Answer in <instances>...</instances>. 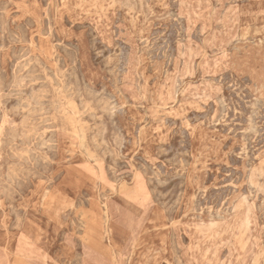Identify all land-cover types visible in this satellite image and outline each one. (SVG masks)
Masks as SVG:
<instances>
[{
    "label": "rangeland",
    "instance_id": "374dc122",
    "mask_svg": "<svg viewBox=\"0 0 264 264\" xmlns=\"http://www.w3.org/2000/svg\"><path fill=\"white\" fill-rule=\"evenodd\" d=\"M0 264H264V0H0Z\"/></svg>",
    "mask_w": 264,
    "mask_h": 264
},
{
    "label": "bare ground",
    "instance_id": "6f19581e",
    "mask_svg": "<svg viewBox=\"0 0 264 264\" xmlns=\"http://www.w3.org/2000/svg\"><path fill=\"white\" fill-rule=\"evenodd\" d=\"M247 78V77H246ZM222 81V80H221ZM193 119V118H192ZM122 142V141H121ZM118 192V191H117ZM115 241V240H114ZM97 259V258H96ZM256 259V258H255ZM255 261V260H254Z\"/></svg>",
    "mask_w": 264,
    "mask_h": 264
}]
</instances>
